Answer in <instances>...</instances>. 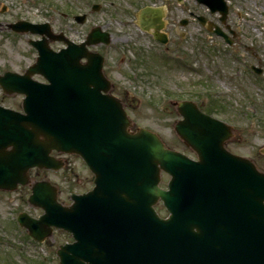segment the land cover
<instances>
[{
  "label": "water",
  "instance_id": "95a60500",
  "mask_svg": "<svg viewBox=\"0 0 264 264\" xmlns=\"http://www.w3.org/2000/svg\"><path fill=\"white\" fill-rule=\"evenodd\" d=\"M198 1L219 11L226 23V0ZM162 16L161 9L146 7L140 24L153 27L165 42ZM198 18L226 36L219 25ZM10 26L43 38L32 40L38 56L24 74L0 76L5 92L25 94L24 112L0 104V188L31 185L29 201L45 212L18 218L36 239L51 235L53 226L72 232L74 241L57 250L60 264H264V171L226 147L233 126L194 101L178 102L183 118L175 129L197 153L193 159L148 128L131 129L122 100L110 92L104 57L88 49L108 43V32L96 26L75 43L54 33L48 22L19 20ZM56 39L68 46L53 50L49 42ZM35 73L48 82L33 79ZM53 149L81 154L95 173L93 189L73 194L70 205L58 201L49 180L31 183V167L64 165L51 155ZM163 171L171 174L168 189L159 185ZM160 200L170 211L167 217L154 207Z\"/></svg>",
  "mask_w": 264,
  "mask_h": 264
},
{
  "label": "rangeland",
  "instance_id": "374dc122",
  "mask_svg": "<svg viewBox=\"0 0 264 264\" xmlns=\"http://www.w3.org/2000/svg\"><path fill=\"white\" fill-rule=\"evenodd\" d=\"M228 3V22L237 32L231 44L191 15L202 14L220 23L218 13L196 0H0V73L24 69L38 54L29 39L40 35L12 31L10 22H49L54 32H63L75 42L99 25L111 40L89 47L104 54L105 72L115 83L113 92L125 101L133 127L150 128L172 148L194 156L174 130L180 115L173 104L192 99L232 124L235 133L228 148L252 158L264 170L260 150L264 146V0ZM94 4L98 8L93 9ZM145 5L163 8L167 43L140 27L139 12ZM83 14V22L75 18ZM184 18L188 23L181 25ZM50 44L54 49L65 45L59 40ZM253 64L263 73H255ZM22 99V94H7L0 86L1 104L19 109ZM61 156L66 159L64 167L34 168L30 173L33 179H50L59 188V199L70 202L73 192L92 188L94 175L77 154ZM169 177L164 174L161 184L166 186ZM29 194V186L0 190V264H59L56 251L71 240L70 233L55 229L44 242H37L26 237L27 230L16 222L21 211L33 216L43 212L28 202ZM157 207L161 215L168 213L162 203Z\"/></svg>",
  "mask_w": 264,
  "mask_h": 264
}]
</instances>
